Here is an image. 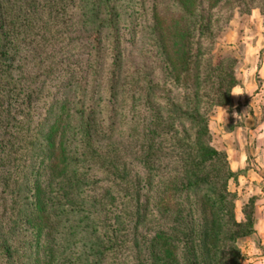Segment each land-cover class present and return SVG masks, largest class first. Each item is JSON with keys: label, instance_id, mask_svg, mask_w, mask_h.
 I'll use <instances>...</instances> for the list:
<instances>
[{"label": "trees", "instance_id": "trees-1", "mask_svg": "<svg viewBox=\"0 0 264 264\" xmlns=\"http://www.w3.org/2000/svg\"><path fill=\"white\" fill-rule=\"evenodd\" d=\"M253 9L0 0V264H243L256 198L238 221L208 120L238 85L217 36Z\"/></svg>", "mask_w": 264, "mask_h": 264}, {"label": "rangeland", "instance_id": "rangeland-1", "mask_svg": "<svg viewBox=\"0 0 264 264\" xmlns=\"http://www.w3.org/2000/svg\"><path fill=\"white\" fill-rule=\"evenodd\" d=\"M122 7L124 8V5ZM123 8L121 12L124 11ZM262 38L264 39V17L258 9H253L249 16H240L236 12L226 29L217 36L213 52L214 63L224 56L231 55L237 58L234 68L238 85L231 90L232 102L230 105L216 106L212 109L208 120V131L210 144L226 152L228 161L234 162L235 157L240 153L247 152L244 167L235 170L236 178L228 183L230 191L235 192L237 196L235 213L238 221L244 219L242 205L250 197L254 196L257 200L264 194V169H256L254 149L249 145L250 135H246L247 128L257 127L264 119V90L260 92L261 82L258 78L254 81L253 89L242 91L240 88L244 81L242 79H247L252 66V63H249L250 52L264 54V43L260 42ZM138 44V42L135 43V45ZM133 55L135 56V52ZM254 113H256L255 121L251 120L254 118ZM253 237L254 235L251 238ZM249 239L250 237H243L238 240L242 253H245L244 251L251 243Z\"/></svg>", "mask_w": 264, "mask_h": 264}, {"label": "crops", "instance_id": "crops-1", "mask_svg": "<svg viewBox=\"0 0 264 264\" xmlns=\"http://www.w3.org/2000/svg\"><path fill=\"white\" fill-rule=\"evenodd\" d=\"M260 42L264 43V39L262 38ZM249 57V63H252V66H250L251 69L247 74V79H242L244 81L240 88L242 91L244 89H253L254 81L258 78L261 82L259 90L262 93L264 90V54L261 52L255 53L254 51L250 52ZM244 84H246V86H244ZM253 116L254 118L251 120L255 121L256 113H254ZM246 130V135H250L251 139L249 145H251L254 149L253 154L256 162V169H264V119L257 127H253L252 129L249 127ZM253 149H251L252 152ZM246 160L247 152L240 153L237 157H235L234 162L229 161L231 169L235 171L238 170V168L244 167L243 165L246 163ZM249 170L251 169L249 168ZM251 182L252 181H250V183ZM255 218L254 237L251 238L253 235L250 237L249 240L251 243L247 246L244 251L245 253H243L245 256L243 264H264V194L261 195V198L257 199L255 202Z\"/></svg>", "mask_w": 264, "mask_h": 264}]
</instances>
